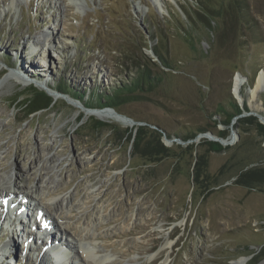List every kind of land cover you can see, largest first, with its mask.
<instances>
[{
    "label": "rangeland",
    "instance_id": "rangeland-1",
    "mask_svg": "<svg viewBox=\"0 0 264 264\" xmlns=\"http://www.w3.org/2000/svg\"><path fill=\"white\" fill-rule=\"evenodd\" d=\"M201 1L226 8L229 0ZM245 4L244 24L217 17L209 31L194 14L190 25L180 8L196 6L194 0H0V184L14 191L10 198L23 207L22 219L26 212L34 218L37 208L19 188H37L33 201L41 212H56L61 228L78 230V245L97 250L99 262L264 264V183H238L250 168L264 173V134L235 122L239 136L221 144L222 151L207 152L201 142L213 140L206 136L177 141L190 132L216 134L214 128H227L229 138L230 125L217 122L222 114L215 111L230 110V95L242 107L246 99L249 115L264 114V80L252 91L264 71V0ZM170 10L179 17L169 18ZM158 37L173 69L158 62ZM136 60L164 73L152 91H136L142 99L115 109L140 123L125 126L87 114L104 108L98 93L111 94L118 82L134 76ZM32 61L37 67L28 71ZM244 74H251L250 87ZM44 82L53 89L67 85L72 95ZM32 88L58 98L49 94L47 108L23 118L20 103L13 102ZM138 126L151 129L143 134L148 137L155 130L169 147L167 155H144V142L134 148ZM187 144L196 150H186ZM13 209L0 205V264L54 263L39 240L25 245L30 226L11 234ZM88 231L99 238L83 239ZM63 236L74 242L71 233ZM12 242L16 251L7 253Z\"/></svg>",
    "mask_w": 264,
    "mask_h": 264
},
{
    "label": "trees",
    "instance_id": "trees-1",
    "mask_svg": "<svg viewBox=\"0 0 264 264\" xmlns=\"http://www.w3.org/2000/svg\"><path fill=\"white\" fill-rule=\"evenodd\" d=\"M196 6L193 7H187L184 8L183 5H180V8L183 11V14L187 17L189 20V24L192 25L193 22H195V19L199 20L200 24H203L206 26V28L209 31H214L212 23V19L217 17L229 18L233 23H237V26L245 23V20L248 18V5L245 4V0H229L228 5L225 8L222 6V4L215 6H209L206 4V2H203L201 0H194ZM224 7V8H223ZM227 8L230 9L229 13L227 11ZM173 10V9H172ZM170 10L168 17H174L179 15L175 13L174 11ZM169 19L167 18V21ZM161 31V30H160ZM161 37V35H160ZM185 38L189 41V36L185 35ZM162 39L158 37L157 44L153 46V50L155 55L157 56L158 62L160 66H163L168 69H173L172 63L169 61L168 57L166 56V49L162 46ZM143 59V58H142ZM131 61H134L133 58H131ZM139 61V60H138ZM146 63V60L144 61ZM142 60L137 62V60L132 64V68L134 70V76L127 77L126 80L122 82H118L115 90L111 94H106L105 96L100 93H98V96L95 97V99L99 102H102L103 105L101 107H112L116 109L121 104L131 102L134 100H140L144 97L142 93H137L136 91H152L157 87L158 84L162 83L164 80L163 71L161 70V73L158 72H152V69L150 68L149 64L145 65ZM153 64V63H152ZM243 73V72H242ZM245 75V74H244ZM247 78V85L248 87L251 86V74L245 75ZM33 89V88H32ZM56 91L60 93H66L71 94L72 89L68 87L67 85L60 86L59 88L55 89ZM75 93V92H74ZM241 94L243 92L240 91ZM72 95V94H71ZM75 96H78L77 94H74ZM75 98V97H74ZM81 98V97H76ZM15 102V103H14ZM13 102L14 106L16 103H20V111H22V117H29L31 114L47 108L50 103L52 102V99L45 91H38L37 89H33L29 95H27L26 98L22 99L18 102V98L15 99ZM229 102H230V110H224L222 108H219L215 111L216 115H219L220 113L222 116L217 120V122L222 123L225 127H229L230 122L232 118L242 112L241 107L239 106V103L230 95L229 96ZM245 111H248L246 99L243 98V107ZM92 119V117H89ZM96 125H106L104 122L99 121L97 119L93 120ZM248 124L255 125L256 129L261 133V135L264 134V124H261L257 121V119L254 116L248 115L241 118H238L236 120V123L234 124V127H246ZM145 127V126H143ZM142 126H138L137 133L135 135L134 139V148L138 147L140 142H144L145 150H141V152L144 155H167L169 147L164 146L160 139L159 134L154 131H151L149 135H153L152 137H148L146 135V132H149L151 129H148L146 131ZM146 128V127H145ZM242 128V129H243ZM144 130V131H142ZM206 129L200 128L198 132H203ZM243 131H247L246 128ZM219 137H226L227 134V128L225 129H215L213 130ZM197 135V132H190L184 136H179L181 140L187 141L193 139ZM157 136V138H156ZM201 143L206 144L207 152L209 151H222L225 149L221 144H219L216 141H209V140H202ZM180 146V145H177ZM191 149L196 150V148H193V144H187L186 150ZM199 161V160H198ZM198 161L196 162L198 164ZM195 163V164H196ZM251 170L247 172H242L238 175V183H242L245 185H252L256 183H264V173H261V170L257 168H250ZM194 174V173H193ZM248 180H251L249 182Z\"/></svg>",
    "mask_w": 264,
    "mask_h": 264
},
{
    "label": "bare ground",
    "instance_id": "bare-ground-1",
    "mask_svg": "<svg viewBox=\"0 0 264 264\" xmlns=\"http://www.w3.org/2000/svg\"><path fill=\"white\" fill-rule=\"evenodd\" d=\"M32 52V51H31ZM37 67L36 64L33 63V61L29 64V67L27 68V70L29 71L30 69L33 70ZM11 74V75H10ZM9 76H14V74L10 73ZM16 77V76H15ZM17 78L19 79L20 83H22L23 85H28V83H26L27 81L21 76H17ZM264 80V71L263 72H259L257 74V77H256V83H255V87L252 91L254 92H257L258 89L260 88L261 86V82ZM18 81V82H19ZM44 86H46L48 89H51V90H55L53 89L51 86H49L48 84H46V82L42 83ZM50 90L49 94L53 97V98H58V95L54 94L52 91ZM83 105V104H82ZM77 108H79L77 106ZM87 114H90L89 111L86 112ZM119 113V112H118ZM93 114L96 116V117H99L101 119H104V120H114L116 122H119L121 123L122 125H125V126H130L129 122H127L126 120H124L123 117H121L120 115H116L115 113H113L112 111L108 110V109H105V108H100V109H95L93 111ZM121 114V113H119ZM28 157V156H27ZM33 160V159H32ZM32 160L30 162H32ZM35 160V158H34ZM21 175L23 176V174L21 173ZM42 180V179H41ZM40 180V181H41ZM40 183V182H39ZM21 188V189H20ZM19 188V193L21 195H23L24 197L28 198L29 199V205L32 206L33 208L36 207L37 208V211H43L42 209L38 208L37 206H39V204L35 201H33V194H35L36 192V189L34 190L35 192L33 191H30L31 193H29V191L25 190L24 188H22L20 186ZM50 191V189L47 190L46 194L48 195V192ZM14 191H11L8 187H5V186H2V184H0V197H3V198H7V201L3 204L1 203V208L3 209V206L6 205V203L9 202L10 200V196L13 195ZM52 193V192H51ZM51 193H49V195H51ZM50 197V196H49ZM48 197V198H49ZM64 198L62 199H58V201L56 200L54 204H56V206H61L62 204V201H63ZM35 200V199H34ZM50 200V199H49ZM13 202V201H11ZM14 202H17L16 200H14ZM17 204L19 206H21L20 202L18 201ZM16 206V205H15ZM42 206V205H41ZM46 209V208H45ZM42 213V212H41ZM56 213V212H55ZM54 213V214H55ZM44 215V217L48 218L49 221H50V224H51V227H55V232L56 233H53L51 234L53 231L52 229L50 228V232H44V239L41 240L40 244L41 246H44L45 245V249L43 252H45L46 248H50L49 250L52 252L53 254V251H55L56 249L57 250H60V252L66 256L67 259H69V254L70 253H74V259H78L80 261V264H115V263H112V262H109L108 260H105V259H101V261L99 262L98 259H97V255H98V251L96 250H93V249H90L86 246H81V245H78V239L75 238V236H79V231L74 229V227H68L67 225H64L65 227L61 228L59 226V224H57V219L55 217L54 214L52 213H47V212H43L42 213ZM23 216L22 214L21 215H17L18 217V223H16V225L12 228V231H11V234L12 235H16L18 234V230H22V226L23 224L29 222V220L27 219L28 216L26 214L25 219H22ZM2 218L4 219V216H2ZM40 222L39 223H44L42 222V220L40 219L39 220ZM39 223H37V227H39ZM16 226H18V228H16ZM14 229V230H13ZM18 229V230H17ZM64 232H68V233H71L74 237V242L72 241H67L65 239V237L63 236V233ZM51 234V235H50ZM27 235V234H26ZM58 237L57 239L58 240H55V237ZM99 234L96 235L95 232L94 233H89L86 232L84 233L83 236V239L85 240H89L91 241L92 243V239H98L99 237ZM30 236L27 237V242H26V246L28 247L29 245V241L30 243L32 242L31 240H28ZM64 237V238H63ZM31 238V237H30ZM33 240V238H32ZM13 241V240H12ZM34 241V240H33ZM35 242V241H34ZM15 242H12L8 245V249H7V253H14L16 251L15 249ZM39 246H37L35 249L37 250ZM53 247L55 249H53ZM31 248L33 249L34 247L31 246ZM48 250V249H47ZM69 252H67V251ZM27 253V251H26ZM39 253V255H41V252H37ZM43 254V253H42ZM44 255V254H43ZM101 255V254H100ZM243 260H239V261H234L233 264H241ZM8 264H10V261H7ZM53 264V263H51ZM70 264H75V261L70 263ZM161 264H166V261L164 260L163 262H161Z\"/></svg>",
    "mask_w": 264,
    "mask_h": 264
},
{
    "label": "water",
    "instance_id": "water-1",
    "mask_svg": "<svg viewBox=\"0 0 264 264\" xmlns=\"http://www.w3.org/2000/svg\"><path fill=\"white\" fill-rule=\"evenodd\" d=\"M240 73H237V75H238V77L240 76L239 75ZM235 90H237L236 92L234 91V94L235 95H237L238 94V88L237 89H235ZM46 92V91H45ZM47 93V92H46ZM48 94V93H47ZM49 95V94H48ZM236 98H237V96H236ZM63 99L65 100V101H67L68 103L69 102H72V101H68V99L66 98V97H64L63 96ZM52 102H53V100H52ZM70 104V103H69ZM71 105V104H70ZM240 105V107H241V109H242V112L240 113V114H238V115H236V116H234L233 118H232V120H231V122H230V137L229 138H223V137H219V136H217L216 134H214V133H211L210 131H207L206 133H198L194 138H195V140H198L201 136H206L207 138H209V139H211V140H213V141H216V142H218L219 144H222V145H227V144H229V143H232V142H234V140L235 139H237L238 138V133H237V131H235V129H233V124L236 122V120L238 119V118H240V117H244V116H246V115H249V114H251V112H249V111H245L243 108H242V104H239ZM105 109H108V110H110V111H112L113 113H115L116 115H120L121 117H123L124 118V120H126L127 122H130V123H132V124H135V123H140V122H138V121H135L133 118H131V117H129V116H127V115H124V114H119L114 108H112V107H104ZM95 109H93V110H87V111H89L90 112V115H94L93 114V111H94ZM252 114H253V116H255L256 118H257V120L259 121V123H261V124H264V114H259V113H253L252 112ZM95 116V115H94ZM172 140H174V139H172ZM172 140H168L167 139V142L168 143H170ZM177 141L179 142V143H181V144H184V142L185 141H183V140H181V139H177Z\"/></svg>",
    "mask_w": 264,
    "mask_h": 264
}]
</instances>
